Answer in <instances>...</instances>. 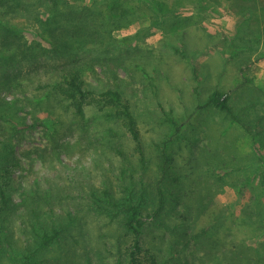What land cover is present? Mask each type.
Returning <instances> with one entry per match:
<instances>
[{"label": "rangeland", "instance_id": "1", "mask_svg": "<svg viewBox=\"0 0 264 264\" xmlns=\"http://www.w3.org/2000/svg\"><path fill=\"white\" fill-rule=\"evenodd\" d=\"M69 1L105 9L104 0ZM159 1L165 10V22L160 25L155 17L151 19L144 3L131 1L126 7L133 8L124 14L117 12L122 16L117 18L121 26L108 38L102 32L104 37L96 48L108 49L107 56L122 50L127 58L115 73L96 65L86 79L96 88L120 83L145 141L163 136L168 130L165 120L169 114L180 123L181 132L196 142L174 145L185 191L180 194L179 189L175 190L177 203L170 205L176 206V219L169 221L178 223L187 218L192 233L209 229L203 237L204 245L196 249L190 241L187 247L196 264H226L225 258L232 254L248 259L249 264H264V167L257 169L261 161L258 163L254 154L259 148L257 152L264 157V0ZM6 18L11 24L35 29L22 18ZM27 37L31 40L29 34ZM126 38L131 42L123 44ZM234 43L238 52L232 55L230 45ZM176 47L184 48L186 58L173 51ZM193 65L197 80L193 78ZM39 79L47 81L42 75ZM214 88L230 96L233 109L255 134V143L223 114L195 111L197 103ZM43 94L37 84L0 93V101L8 104L7 108L0 106V115L4 114L0 117V143L8 144L6 150L11 149L18 160L11 173L10 195L15 203L22 189L37 182L55 187L90 179L99 185V171L91 156L95 146L88 147L83 141L75 144L76 137L64 131L66 119L60 117V111L37 103ZM199 122L205 126L197 127ZM120 134L128 150L127 136ZM54 141L75 145L51 153ZM232 158L240 160L239 165L254 161L252 172L234 168L224 175L223 166L210 169L217 161ZM67 193L72 199L60 202L64 210L79 201L74 191ZM79 209L80 216L88 214L85 205ZM117 224L88 216L86 246L61 241L42 253L43 264H100L101 258L104 263L112 262L115 241L124 240ZM159 232L160 228L151 226L153 245L158 242ZM173 236L176 239L177 234Z\"/></svg>", "mask_w": 264, "mask_h": 264}, {"label": "trees", "instance_id": "2", "mask_svg": "<svg viewBox=\"0 0 264 264\" xmlns=\"http://www.w3.org/2000/svg\"><path fill=\"white\" fill-rule=\"evenodd\" d=\"M131 1L144 3L157 24L165 22L164 3L159 0H104V10L79 6L69 0H0V93L37 84L44 92L37 103H46L63 114L57 111L66 119L65 133L77 138L74 143L81 145L83 141L88 147L95 146L92 163L100 179L99 185L90 179L55 187H44L37 182L22 189L19 202L15 203L10 195L11 173L18 160L11 149L6 150L8 144L0 143V264H43L42 253L61 241L71 240L74 245L85 247L88 216L118 223L124 235L123 241H115V259L104 263L101 258L100 264H196L187 247L190 241L196 249L204 245L203 237L209 229L192 233L185 217L178 223L169 222L176 219V206L170 205L177 203L175 190L179 189L180 194L185 191L174 145L182 141L196 145V142L181 132L180 123L169 114L165 120L168 130L163 136L145 141L140 122L120 83L96 88L86 79L96 65L115 73L126 60L124 51L117 50L107 56L110 51H100L96 45L104 37L102 32L108 38L112 30L121 26L117 18L133 8L126 7ZM11 15L30 22L37 31L9 23L6 17ZM122 42L131 40L126 38ZM230 48L232 55L238 52L235 43ZM173 51L186 58L183 47ZM192 73L197 80L194 65ZM41 75L47 81L40 82ZM0 106L7 108L8 104L1 100ZM201 110L223 114L231 124L241 126L255 143V134L239 118L226 92L214 88L197 103L195 111ZM204 126L202 122L197 125ZM121 132L127 136L128 150ZM75 144L54 141L51 153ZM258 150L255 148L254 154L255 160L261 161L257 169H261L264 157ZM240 163L233 158L227 162L222 159L210 169L223 166L224 175L234 168L252 172L254 161ZM73 191L79 201L70 210H64L60 202L72 199L67 192ZM84 205L88 213L85 217L80 216L79 209ZM152 225L160 228L155 245L154 238H150ZM173 233L177 234L176 239ZM225 261L249 264L248 259L244 261L233 254Z\"/></svg>", "mask_w": 264, "mask_h": 264}]
</instances>
